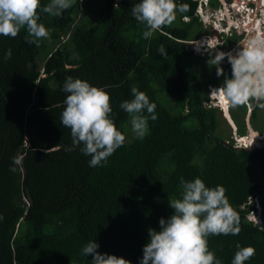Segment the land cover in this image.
I'll return each instance as SVG.
<instances>
[{
  "label": "trees",
  "instance_id": "1",
  "mask_svg": "<svg viewBox=\"0 0 264 264\" xmlns=\"http://www.w3.org/2000/svg\"><path fill=\"white\" fill-rule=\"evenodd\" d=\"M49 2L41 0L37 14L50 38L28 43L26 29L15 38L0 35V264H91L92 255H82L90 241L101 254L140 264L148 230H159V220L174 214L169 200L180 198L181 177L224 186L239 213L238 235L208 238L222 264H232L237 245L256 249L245 264H264V229L248 218L254 198L264 211V149L234 147L215 132L220 112L204 104L208 86L223 85L232 70L225 58L217 75L209 63L217 52L196 53L186 43L214 34L197 15L198 1L176 0L188 11L177 12L170 26L148 39L145 25L132 16L140 0H74L61 16L42 11ZM238 39L228 37L219 48L229 52ZM160 45L167 57L158 54ZM8 49L12 55L5 60ZM69 76L111 96L112 118L126 140L106 165L90 167L83 145L65 151L72 137L60 118ZM132 87L156 104L157 119H149L143 139L120 108L132 98ZM161 91L178 95L182 114L163 106ZM231 111L245 134L248 106ZM186 117L201 123L188 126ZM197 141L202 164L193 162ZM14 157L21 165L13 164Z\"/></svg>",
  "mask_w": 264,
  "mask_h": 264
},
{
  "label": "clouds",
  "instance_id": "2",
  "mask_svg": "<svg viewBox=\"0 0 264 264\" xmlns=\"http://www.w3.org/2000/svg\"><path fill=\"white\" fill-rule=\"evenodd\" d=\"M197 1V15L214 34H205L186 43L196 53L204 54L209 49L217 52L209 61L217 66V75L223 74L219 65L225 58L232 70L231 78H225L223 85L208 86L209 98L204 104L207 108L218 109L230 124L231 120L234 122L236 128L233 124L231 126L235 132L230 140L226 139L227 143L232 142L234 147L240 149H264V129H254L258 139L251 140V131L245 134L238 132L231 111V108L248 106L250 111L247 122L251 128V112L255 107L264 109V36H252L256 32L252 29L248 32L245 26V17L249 13L253 14L254 19H263L264 0H229L227 6H223L220 0L221 5L212 11L207 8L211 0ZM73 4L74 0H50L42 11L52 16H61ZM40 8L41 0H0V35L15 38L22 29H26L28 36L32 37L27 39L28 43L50 38L51 30L43 23H38L40 17L37 12ZM186 11L188 5L178 4L176 0H140L132 7V16L145 25L143 37L148 39L163 27L170 26L176 20L177 12ZM228 37L239 38V42L229 52H223L219 44ZM244 38L248 40L243 43ZM157 51L167 57L164 45H160ZM11 55V49H8L3 59H10ZM62 90L68 95L60 119L63 126L70 129L72 137V145L65 148V151L71 152L83 145L80 151L91 157L90 167L106 165L108 158L126 140V135L116 127L112 118L110 94L104 87L93 86L86 80L73 79L71 76L66 78ZM131 95L132 98L123 101L120 108L131 117V128L136 137L143 139L149 132V119H157L156 104L150 102L148 95L136 87L131 88ZM217 96L224 99L228 108L223 106ZM228 112L232 119L227 117ZM21 163L19 158H13L14 165ZM15 170V167L10 168V171ZM180 185V198L169 200L174 214L167 220H159V230H148L149 239L143 248L140 264H222L216 253L209 249L208 238L238 235L241 231L239 213L230 204L226 188L222 185L208 187L200 177L192 181L181 177ZM254 201L255 208L248 214V218L264 229L263 207L259 199L254 198ZM252 214H260V221L254 219ZM0 220H3L2 214ZM98 248L95 241H90L83 247L82 255H92L91 264H131L123 257L101 254ZM237 249L232 264H245L256 252L252 246L237 245Z\"/></svg>",
  "mask_w": 264,
  "mask_h": 264
},
{
  "label": "rangeland",
  "instance_id": "3",
  "mask_svg": "<svg viewBox=\"0 0 264 264\" xmlns=\"http://www.w3.org/2000/svg\"><path fill=\"white\" fill-rule=\"evenodd\" d=\"M231 1H234V0H231ZM221 2H222L223 6H227V2H230V1L229 0H221ZM254 6H255V4H254ZM207 8H209L210 11H212L214 9V7L211 5V2H209ZM255 10H257V9H255ZM256 12L257 11H255V14H256ZM234 39H236V38H234ZM238 42L239 41L236 40V43H238ZM199 44H201V43H199ZM159 96H160V100H161L163 106L166 107L168 109V111H170L173 114H182L183 113V111L179 108V106L177 108V101H179L178 95H173L172 93L170 94L166 91H161L159 93ZM238 108H239V106L236 107L235 109L238 110ZM249 111H248V113H249ZM252 113H253V111L251 112V114ZM256 115H257V118L252 119V116L250 118V124L252 126L251 128H252V130H254V129L259 130L258 128H260L262 131L264 129V109L259 108V111H256ZM217 117H219V125H218V128H216L215 132L219 136L230 140L231 136L234 135L235 130L232 128L231 124L227 121V119L222 116L221 113H219L217 115ZM247 121H249L248 120V114L246 117V123H247V127H248L247 132H249V131H251V128H249ZM198 122H200V120ZM198 122L196 123V120H193L192 117H186V119L184 121V123L188 126H196L198 124ZM232 123L235 126L233 121H232ZM235 128H236V126H235ZM251 140H253V139H251ZM200 143H201L200 141H197L196 145H194V147L192 149V151L194 153L193 162L198 163V164H202V162H203V157H202V152H201L202 146H199V145H201ZM202 145H203V143H202ZM262 212H263V209H262ZM251 216L254 219H257L258 221H260V214H256V215L252 214Z\"/></svg>",
  "mask_w": 264,
  "mask_h": 264
},
{
  "label": "flooded vegetation",
  "instance_id": "4",
  "mask_svg": "<svg viewBox=\"0 0 264 264\" xmlns=\"http://www.w3.org/2000/svg\"><path fill=\"white\" fill-rule=\"evenodd\" d=\"M238 2V1H236ZM264 14V12H263ZM253 14L252 13H249V15H247L245 18H246V29L248 30V32L250 31V29H252V31L256 32L253 35H261V36H264V27L262 26V24L264 23V17L263 19H254L252 18ZM251 36V37H252Z\"/></svg>",
  "mask_w": 264,
  "mask_h": 264
},
{
  "label": "bare ground",
  "instance_id": "5",
  "mask_svg": "<svg viewBox=\"0 0 264 264\" xmlns=\"http://www.w3.org/2000/svg\"><path fill=\"white\" fill-rule=\"evenodd\" d=\"M221 14H222V13H221ZM217 97H218V96H217ZM218 99L220 100V102L223 103V106H224L225 108H228V106L226 105V102L224 101V99H223L222 97H218ZM227 117H229L230 119H232L231 116H230V114H229V112L227 113ZM231 124H233V123H232V120H231ZM233 126H234V125H233ZM234 127H235V126H234ZM251 139H253L254 141L257 140L256 133L252 130V128H251Z\"/></svg>",
  "mask_w": 264,
  "mask_h": 264
},
{
  "label": "built area",
  "instance_id": "6",
  "mask_svg": "<svg viewBox=\"0 0 264 264\" xmlns=\"http://www.w3.org/2000/svg\"><path fill=\"white\" fill-rule=\"evenodd\" d=\"M252 10H253V9H252ZM246 40H248V39L244 38V39H243V43H244Z\"/></svg>",
  "mask_w": 264,
  "mask_h": 264
}]
</instances>
